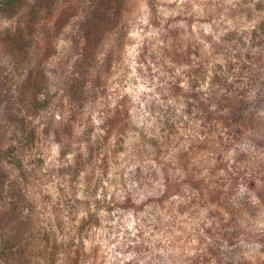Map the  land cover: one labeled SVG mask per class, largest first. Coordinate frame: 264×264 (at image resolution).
Here are the masks:
<instances>
[{
	"label": "rangeland",
	"instance_id": "1",
	"mask_svg": "<svg viewBox=\"0 0 264 264\" xmlns=\"http://www.w3.org/2000/svg\"><path fill=\"white\" fill-rule=\"evenodd\" d=\"M262 220L264 0H0V264H201L224 229L264 264Z\"/></svg>",
	"mask_w": 264,
	"mask_h": 264
},
{
	"label": "trees",
	"instance_id": "2",
	"mask_svg": "<svg viewBox=\"0 0 264 264\" xmlns=\"http://www.w3.org/2000/svg\"><path fill=\"white\" fill-rule=\"evenodd\" d=\"M95 19L96 20H94V24H95L96 30L98 31L100 29V27H101V25H100L101 19L99 17H96ZM217 44H220V45L217 47L216 46ZM244 47H245L246 51H250V49L253 47V44L252 43H250L248 45L245 44ZM221 48H223V49L225 48V41L224 42H217V41L213 40L212 49L217 52ZM188 56H189V53H188L187 57ZM188 61L193 62L194 59H189L188 58ZM246 68L249 70V68H251V66H247ZM217 80H218V77H217V75H215L214 84L217 85L215 91L221 92L220 98H222V101H220V103H218L216 105V107H214V110H210V112H212V114L214 116H216L215 117L216 119L217 118L218 119H222V118L226 119L232 113L231 111H233L236 103L239 102V99L236 101V99H237V94L235 92L236 87L234 86L233 83H228L227 84V82L225 81L221 85L218 82L219 80L218 81ZM180 89H181V87H177V88L174 87V89H172V90L173 91H177V90H180ZM213 90H214V87H213ZM189 94H191V93L189 92ZM256 102H258V101H256ZM208 107H210V106H208ZM208 107H205V108L208 109ZM240 142L241 141L238 142L237 146L234 143L235 148L238 151L241 150ZM245 151H243V152H245ZM197 183H199V182L196 181V184ZM171 186L172 185H170V180L167 177V179H166V188L170 189ZM204 208H205V211H207V208L205 206H204ZM252 208L253 207L251 205L250 211L252 210ZM239 212L240 211H237V212L236 211H232V216H231L232 220L231 221L234 220L233 224H232L234 229H232V230H237L236 226L239 224V222H241L242 215L241 216L237 215V214H239ZM198 214L202 215L201 213H199V211H198ZM262 221H264V220H262ZM227 232L228 231H226L224 229L223 231H220V232L216 233L217 235H216L215 243L217 245L219 244V245L224 246V250H221V249H218V248H215V249L211 250V252L209 253V256L212 257V259L215 258V262L216 263H214V264H235V260H236L235 258L237 257V255L240 254L239 248L243 247V244H241L239 242H234V241L231 240V237L234 236L235 234H233L232 236H227ZM260 236H261V240L263 241L264 240V232H261ZM234 243H238V246H234L233 245ZM258 244H262V243H258ZM260 248H264V245H262V247H260ZM169 257H170V255H169ZM169 257H167V258H169ZM210 257H205L204 259L202 258L203 260H202L201 264H209L211 262L210 261ZM164 264H167V263H164Z\"/></svg>",
	"mask_w": 264,
	"mask_h": 264
}]
</instances>
